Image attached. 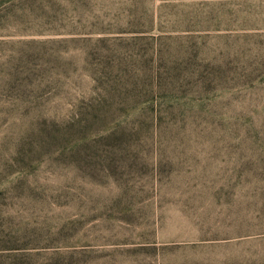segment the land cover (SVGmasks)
<instances>
[{"label": "rangeland", "instance_id": "obj_1", "mask_svg": "<svg viewBox=\"0 0 264 264\" xmlns=\"http://www.w3.org/2000/svg\"><path fill=\"white\" fill-rule=\"evenodd\" d=\"M0 264H264V0H0Z\"/></svg>", "mask_w": 264, "mask_h": 264}]
</instances>
